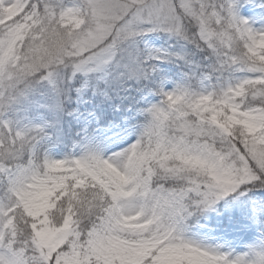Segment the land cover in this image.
I'll use <instances>...</instances> for the list:
<instances>
[{"label": "snow or ice", "instance_id": "obj_1", "mask_svg": "<svg viewBox=\"0 0 264 264\" xmlns=\"http://www.w3.org/2000/svg\"><path fill=\"white\" fill-rule=\"evenodd\" d=\"M160 33L203 46L220 68L243 74L198 98L191 106L198 124L177 108L184 90L164 94L168 110H148V132L162 143L176 126V153L205 136L228 146L222 152L203 145L212 159L199 175L208 180H190L168 199L182 205L195 194L211 209L229 196L264 190V32L238 15V0H0V101L60 69L72 78L103 79L113 68H127L125 54ZM168 55L150 52L143 63ZM34 141L0 127V264H264V251L229 261L167 225L129 228L127 220L145 214L136 197L150 185L132 161L139 143L109 156L94 142L78 158L50 160L39 157Z\"/></svg>", "mask_w": 264, "mask_h": 264}, {"label": "rangeland", "instance_id": "obj_2", "mask_svg": "<svg viewBox=\"0 0 264 264\" xmlns=\"http://www.w3.org/2000/svg\"><path fill=\"white\" fill-rule=\"evenodd\" d=\"M238 15L254 31L264 32L263 0H238ZM191 46L160 33L141 43L139 52L125 54L127 68H113L103 79L83 74L72 78L70 70L60 69L50 80L9 90L0 101V127L7 124L14 133L35 137L41 159L78 158L94 142L104 146L106 155L119 153L135 141L148 110L163 103L165 93H206L242 78V73L220 68L208 51L207 66L188 76L183 66ZM150 52L169 55L143 63ZM257 190L218 201L182 230L184 238L229 261L264 251V190Z\"/></svg>", "mask_w": 264, "mask_h": 264}, {"label": "clouds", "instance_id": "obj_3", "mask_svg": "<svg viewBox=\"0 0 264 264\" xmlns=\"http://www.w3.org/2000/svg\"><path fill=\"white\" fill-rule=\"evenodd\" d=\"M83 30L81 29V31ZM201 51H208L212 57L218 59L217 55L203 46ZM235 83L236 81L232 84ZM227 86L217 87L216 90L210 92L219 93ZM206 93L187 91L183 101L177 103V108L181 112L189 113L188 119L193 124H198L199 121L195 115L191 114V106L195 104L202 94ZM158 106L168 110L166 97H164L163 103ZM205 115H208V113ZM220 119L223 120V117H220ZM152 127L151 114L147 113L146 122L137 133V138L127 147L130 148L137 143L140 144V148L132 157V161L138 166V170H142L144 175L150 177V185L146 186L143 194L136 197L137 206H142L145 214L142 217H134L127 220L126 225L131 229L144 232H151L162 224L181 231L186 230L191 223L197 222L204 216L208 209L198 203L200 198L195 194L185 200L182 205H173L168 199L169 194L173 191L187 188L190 180L200 182L208 180L206 175H199L201 168H207L212 159L211 152L203 148V145H208L210 149L222 152H226L228 146L218 136L215 138L205 136L198 141L195 138L189 141L191 145L190 151L176 153L172 151L173 144L171 143V138L180 135L176 130V126L173 124L166 130L167 136L170 138L167 143H162L158 137L148 132ZM82 226L85 228L89 226L87 219L84 220Z\"/></svg>", "mask_w": 264, "mask_h": 264}, {"label": "trees", "instance_id": "obj_4", "mask_svg": "<svg viewBox=\"0 0 264 264\" xmlns=\"http://www.w3.org/2000/svg\"><path fill=\"white\" fill-rule=\"evenodd\" d=\"M207 53H208L207 51L197 52L196 47L194 45L191 46L188 55L184 57V66H183L184 71L188 76L194 77L193 74L195 71L199 72L200 70H202L204 67L207 66V64L204 63V56L205 58H209V54ZM256 192H258V190L252 191V194H255Z\"/></svg>", "mask_w": 264, "mask_h": 264}, {"label": "bare ground", "instance_id": "obj_5", "mask_svg": "<svg viewBox=\"0 0 264 264\" xmlns=\"http://www.w3.org/2000/svg\"><path fill=\"white\" fill-rule=\"evenodd\" d=\"M240 241H241V240H239V241H238L239 245L237 246V248H239V247H240V245H241V244H240Z\"/></svg>", "mask_w": 264, "mask_h": 264}]
</instances>
